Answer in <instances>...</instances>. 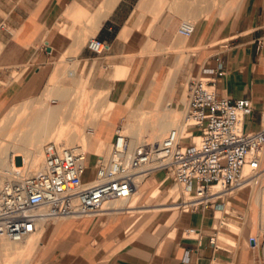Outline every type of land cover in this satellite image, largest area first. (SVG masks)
Here are the masks:
<instances>
[{"label": "crops", "instance_id": "1", "mask_svg": "<svg viewBox=\"0 0 264 264\" xmlns=\"http://www.w3.org/2000/svg\"><path fill=\"white\" fill-rule=\"evenodd\" d=\"M190 19L195 21V32L189 37L179 35L180 22ZM90 38L107 44V51L92 53L86 47ZM190 48L201 51L192 53ZM218 61L224 73L217 78L216 92L231 99H250L252 113L244 129L262 128L264 0H0V112L6 108H80L83 92L91 90L105 91L103 104L109 102V107L103 108L102 117L108 111L113 119L127 108H167L184 97L181 85L207 75L205 68L215 69ZM122 118L117 116L114 125ZM100 134L101 144H90L89 150L97 147L103 152L109 144L101 129ZM112 138L111 130L110 142ZM136 141L133 138L131 148ZM94 163V154L88 152V177ZM159 187L152 186V191L159 192ZM170 205L156 204L145 211L161 210L156 211L161 213L154 223H167L173 219L169 211L176 209ZM110 206L92 218L47 220L35 261L264 264V236L261 240L250 236L255 246L250 245V237L245 245L240 236L235 238L237 245L219 242L220 248L214 250L208 242L212 222L205 216L183 215V222L192 225L184 229V236L164 238L146 254L144 249L153 243L158 226L142 231L139 237L126 235L125 212H135L137 207ZM190 228L195 233H188Z\"/></svg>", "mask_w": 264, "mask_h": 264}, {"label": "built area", "instance_id": "2", "mask_svg": "<svg viewBox=\"0 0 264 264\" xmlns=\"http://www.w3.org/2000/svg\"><path fill=\"white\" fill-rule=\"evenodd\" d=\"M194 24L182 20L177 33L189 37ZM87 48L102 55L108 45L97 38L87 41ZM206 80L187 83L182 124L199 140L186 146L179 143L177 130H170L158 146L138 144L131 148L129 137L116 126L106 157L96 156L93 179L83 180L88 152L65 149L56 142L42 146V167L26 174L20 167L0 177V249L4 241H21L33 233L41 221L63 217L92 218L102 205L114 199H127L134 192L138 178L156 162L155 170L167 171L175 185L200 191L194 209L211 210L220 227L226 226L227 191L238 187L246 177L258 183L264 148V126L246 131L244 123L252 113L248 98L231 99L216 92V81L224 73L221 62L215 69L205 68ZM188 139H191L190 137ZM218 186L223 193L211 192ZM216 193V194H213ZM220 213V215H216ZM254 240L249 238V243ZM214 250L220 248L217 227L208 238ZM256 241L254 240V244ZM189 250H186L187 257Z\"/></svg>", "mask_w": 264, "mask_h": 264}, {"label": "rangeland", "instance_id": "3", "mask_svg": "<svg viewBox=\"0 0 264 264\" xmlns=\"http://www.w3.org/2000/svg\"><path fill=\"white\" fill-rule=\"evenodd\" d=\"M190 21L193 23L195 22L193 19H190ZM213 43L214 41H211L207 44V46L212 45ZM199 51H201L200 48H190V52L192 53H198ZM203 76L205 75H200L195 79L201 78ZM186 88L187 83L181 85L179 89L181 95L184 93L186 94ZM185 94L180 100L177 98V100H175L171 106H166L167 108H170L171 115L176 116L175 118L179 124L182 123L185 111ZM104 98L105 91H84L81 97L80 108H58L59 113H54L52 121L53 131L50 132V137L44 139L41 146H38L37 148V161L32 166L28 164L24 165V167L27 170H34L42 165V146L46 142L53 141L59 143L61 146H64L65 149H73L78 147L77 149L80 148L83 151L92 152L96 159V156H98L100 153L108 156L110 144L109 134L111 130L114 131L116 126L122 127L124 134L129 137L130 145L131 141L133 140V135L137 133L138 140L136 143H134V146L138 144H150L151 146L157 145L162 141L168 131H170V129H167L166 131L160 132L157 131L156 127H153L157 126L159 124L158 122H160L162 119V112L153 111L155 108H127L118 115L113 116V119L111 118L110 113L107 111L102 117L103 108L109 107V102L103 104ZM40 109L41 108H6L0 112V147H7L9 143H11V149L18 153V155H22L23 158L26 157V160H28L29 155L35 153L36 151L35 144L34 142L30 141H20L18 140L20 138L18 136L20 135V130H24L31 123L33 115ZM149 109L153 112L148 115L145 112ZM157 109L159 110L161 108ZM119 115H122L123 118L115 126L113 120ZM90 128H98V132L96 129L97 133L90 135L88 134ZM100 129L105 133V138H107L109 144H107L103 152H100V149H97V147L94 151H91L89 150L90 144L97 146L102 142L101 134L99 135ZM185 131L192 133L187 128H185ZM155 133H158L160 136L156 137ZM192 137L194 141H196L195 137L198 138V134L192 133ZM188 138L189 137L182 138L181 142L186 145L189 144L191 139ZM22 157H16L18 165L21 164ZM152 164L155 165L154 163ZM262 167L264 168V153ZM90 172V177H88L87 171L84 173V181L89 182L93 179L92 170ZM3 176L4 173L0 175V177ZM145 182L148 183V186H146ZM156 185L160 186L159 192L157 189L152 191V186ZM179 190L177 189L174 181L170 178V175L167 173V171L155 170L154 172L150 173L142 183H140L138 192L132 196V198L129 200H117L109 203L116 208L125 207L127 205L137 207V211L135 212H125L128 220L127 230L125 231L126 235L137 234V237H139L142 231L153 226L155 228L158 226V234H155L153 237V243L147 244L145 249L141 248V250L144 249V252H150L151 250H154L164 238L172 239L177 237V235L184 236V229L191 227L192 225L183 222V215H190L193 218H198L200 216L207 217V219L212 222L210 231H213V228L217 227V235L219 237L220 244L222 242V244L230 243L237 245L235 238L240 236L244 238L245 245L247 239L250 236L258 237L260 240L263 238L264 175L260 180H258L257 184L249 183L244 188H235L227 191V194L224 195L223 198L225 202H228L225 207L228 212L225 214L226 226L222 227L219 226L217 219L212 218V214H208L207 209H194L190 206L183 207L184 204H180V208L169 211L170 213H173V219L170 222H162L160 224L154 223V221H156L155 219L157 218V215L161 213L156 211L161 210H145L148 207L156 204H172L176 196H179ZM259 193L262 194V197H260ZM183 200L184 196L181 193L177 202L180 203ZM109 203H105L103 207H106L109 205ZM233 203L236 205L241 204V206L234 207ZM184 209H187V211ZM216 215L218 216L220 213H216ZM64 219L65 218H58L52 219L51 221L61 222ZM46 222L47 221H44L42 225H38L37 232L32 236L26 238L20 243L10 244L5 250L0 251V264H38V262L35 261V254L39 249L40 242L44 241L43 226ZM35 239L36 241L33 249L28 252ZM145 253L147 254V252ZM256 264L260 263L257 262Z\"/></svg>", "mask_w": 264, "mask_h": 264}, {"label": "bare ground", "instance_id": "4", "mask_svg": "<svg viewBox=\"0 0 264 264\" xmlns=\"http://www.w3.org/2000/svg\"><path fill=\"white\" fill-rule=\"evenodd\" d=\"M190 21V20H189ZM191 22V21H190ZM192 23V22H191ZM91 39V38H90ZM88 41V40H87ZM86 47H87V42H86ZM202 79L206 80L208 78V75H205L203 77H201ZM155 108L153 111H161L162 112V119L160 120V122H158L159 124L157 126H153V127H156L157 131H160V132H163V131H166L167 129H175L178 131L179 133V143L182 145V146H186V144H183L181 142V139L182 138H187V137H190L191 140L193 142H197L199 140V137H195V140L193 139L192 137V133H188L185 131V127L183 126L182 123H177V119L175 118L176 116H173L171 115V111H170V108H161V109H157ZM104 110V109H103ZM143 110V109H142ZM152 110H147L145 113L146 114H151V112H153ZM59 113V109L58 108H41L39 111H37V113H35L32 117V120H31V123L23 130L21 129L20 130V135L18 137H20L18 140L20 141H27V142H34L35 144V147H36V151L35 153L29 155V158L28 160H26V157H22V155H18V153H16L13 149H11L12 147L11 146V143H9V145L6 147H0V175H2L4 173V175L6 174V172L8 173L11 169H14V168H18L20 167L21 170L24 171V173L26 174H29V173H32V172H35L36 170H39L42 165L37 168V169H34V170H27L24 165H34L35 162L37 161V148L38 146H41V144L43 143L44 139H47L50 137V132L53 131V127H52V121H53V117H54V113ZM143 113V112H142ZM56 116V115H55ZM142 117V116H141ZM55 119V118H54ZM159 119V118H158ZM62 127V126H61ZM96 129L97 128H90L89 129V132L88 134L90 135H94L96 133ZM152 131V130H151ZM156 131V132H157ZM169 132V131H168ZM18 133V132H17ZM194 133V132H193ZM153 134V132H152ZM156 134V133H155ZM198 134V133H197ZM154 136V135H153ZM156 137L160 136L158 135V133L155 135ZM133 138H137V133L133 135ZM155 139V138H154ZM198 139V140H197ZM34 140V141H33ZM49 140V139H48ZM138 140V139H137ZM158 146L157 145H154L153 147H156ZM64 147V146H63ZM77 147V146H75ZM78 148V147H77ZM77 148H73L71 150H81L80 148L77 149ZM83 151V150H81ZM39 152V151H38ZM263 153H264V148L262 150V158H261V172L259 173V177H258V180L261 179V177L264 175V168L262 167V163H263ZM20 154V153H19ZM17 156L19 157H22V162L20 165L17 164ZM97 159V158H96ZM95 159V160H96ZM43 163V161H42ZM155 165H153L152 163L148 166L147 168V171H145L142 175L139 176L138 178V182L140 180H142V178H144L145 176H148L151 171H152V168L156 167V162H153ZM28 167V166H27ZM2 173V174H1ZM4 177V176H3ZM144 180V179H143ZM143 181H141L142 183ZM249 183H253L255 184L253 181H251L248 177H246L244 179V181L236 188H244L246 187ZM139 186L140 184H138V186L136 187V189L134 190V192L130 195L129 198L127 199H130L132 198V196H134L137 192H138V189H139ZM177 189L180 190L178 191L179 192V196L180 194L182 193L183 196H184V200L180 203L177 202L178 200V197L176 196V198L173 200V203L170 205V206H173V207H176V208H180V204H184L183 207H188L190 205H193V201L197 200L195 199L197 194L199 193L198 189H195V188H192L190 190L186 189V188H183V187H179L177 186ZM235 189V188H234ZM246 189V188H245ZM211 192H218V193H223V190L220 189L218 186H213L211 188ZM213 194H216V193H213ZM225 195V194H224ZM260 197H262V194H260ZM259 197V198H260ZM257 199V198H256ZM255 199V200H256ZM117 200H126V199H114V200H110V201H107L105 203H109V202H112V201H117ZM104 203V204H105ZM103 204V205H104ZM102 205V209L100 212H98L97 215L113 208L110 206V203L109 205H107L106 207H103ZM185 211H187V209H184ZM63 218H66V217H63ZM58 219V218H57ZM52 220V219H51ZM42 224L44 221H41ZM40 222V223H41ZM39 223V225H40ZM37 228L36 230L29 234L27 237H25L23 240H25L26 238L32 236L33 234H35L37 232ZM188 233H195V230L193 228H190L187 230ZM23 240L21 241H17V242H13V241H4L3 242V245H2V248L0 249V251H3L5 250L10 244H17V243H20L22 242Z\"/></svg>", "mask_w": 264, "mask_h": 264}, {"label": "water", "instance_id": "5", "mask_svg": "<svg viewBox=\"0 0 264 264\" xmlns=\"http://www.w3.org/2000/svg\"><path fill=\"white\" fill-rule=\"evenodd\" d=\"M252 245L254 244V240H251V242H250Z\"/></svg>", "mask_w": 264, "mask_h": 264}]
</instances>
